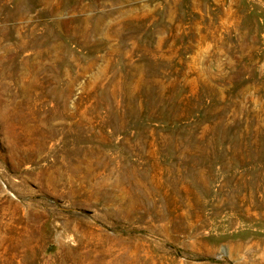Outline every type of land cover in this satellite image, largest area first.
Wrapping results in <instances>:
<instances>
[{
  "label": "rangeland",
  "instance_id": "374dc122",
  "mask_svg": "<svg viewBox=\"0 0 264 264\" xmlns=\"http://www.w3.org/2000/svg\"><path fill=\"white\" fill-rule=\"evenodd\" d=\"M0 264H264V0H0Z\"/></svg>",
  "mask_w": 264,
  "mask_h": 264
}]
</instances>
